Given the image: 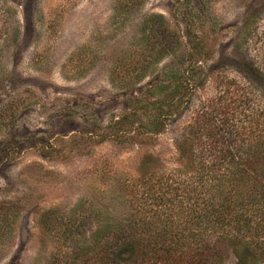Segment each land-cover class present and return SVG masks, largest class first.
Returning a JSON list of instances; mask_svg holds the SVG:
<instances>
[{
	"label": "rangeland",
	"instance_id": "1",
	"mask_svg": "<svg viewBox=\"0 0 264 264\" xmlns=\"http://www.w3.org/2000/svg\"><path fill=\"white\" fill-rule=\"evenodd\" d=\"M182 70L191 110L148 133ZM249 89L264 109V0H0V264H69L175 167L200 104Z\"/></svg>",
	"mask_w": 264,
	"mask_h": 264
},
{
	"label": "trees",
	"instance_id": "2",
	"mask_svg": "<svg viewBox=\"0 0 264 264\" xmlns=\"http://www.w3.org/2000/svg\"><path fill=\"white\" fill-rule=\"evenodd\" d=\"M184 72L170 91L169 80L156 84L161 97L148 133L165 132L168 120L191 110ZM248 73L251 83L263 79ZM249 90L200 104L172 143L175 167L154 177L156 184L148 178L126 216L111 212L79 235L69 264H225L230 257L264 264V109L245 106Z\"/></svg>",
	"mask_w": 264,
	"mask_h": 264
}]
</instances>
